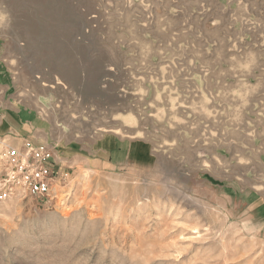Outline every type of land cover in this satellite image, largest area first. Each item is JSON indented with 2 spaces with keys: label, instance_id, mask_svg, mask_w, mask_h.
I'll use <instances>...</instances> for the list:
<instances>
[{
  "label": "rangeland",
  "instance_id": "1",
  "mask_svg": "<svg viewBox=\"0 0 264 264\" xmlns=\"http://www.w3.org/2000/svg\"><path fill=\"white\" fill-rule=\"evenodd\" d=\"M0 59L55 176L0 264H264V0H0Z\"/></svg>",
  "mask_w": 264,
  "mask_h": 264
},
{
  "label": "built area",
  "instance_id": "2",
  "mask_svg": "<svg viewBox=\"0 0 264 264\" xmlns=\"http://www.w3.org/2000/svg\"><path fill=\"white\" fill-rule=\"evenodd\" d=\"M52 157L47 145L29 141L20 147H5L0 152V203L21 194L49 197L55 180L49 166Z\"/></svg>",
  "mask_w": 264,
  "mask_h": 264
},
{
  "label": "crops",
  "instance_id": "3",
  "mask_svg": "<svg viewBox=\"0 0 264 264\" xmlns=\"http://www.w3.org/2000/svg\"><path fill=\"white\" fill-rule=\"evenodd\" d=\"M11 90V76L0 59V138L11 135L13 138H30L35 145L48 141L47 132L40 133L42 127L30 113L19 106L18 102L9 94ZM121 146L119 150H123ZM126 157V156H125Z\"/></svg>",
  "mask_w": 264,
  "mask_h": 264
}]
</instances>
